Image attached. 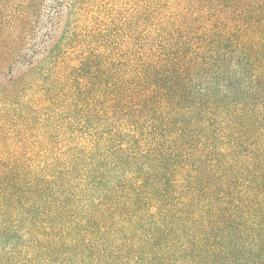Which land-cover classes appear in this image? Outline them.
<instances>
[{"label": "trees", "instance_id": "obj_1", "mask_svg": "<svg viewBox=\"0 0 264 264\" xmlns=\"http://www.w3.org/2000/svg\"><path fill=\"white\" fill-rule=\"evenodd\" d=\"M0 264H264V0H0Z\"/></svg>", "mask_w": 264, "mask_h": 264}]
</instances>
